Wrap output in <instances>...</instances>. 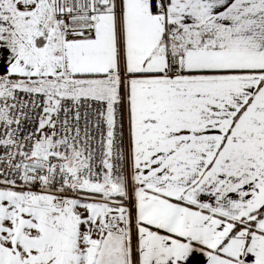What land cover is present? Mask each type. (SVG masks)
Returning <instances> with one entry per match:
<instances>
[{
    "label": "snow or ice",
    "instance_id": "1",
    "mask_svg": "<svg viewBox=\"0 0 264 264\" xmlns=\"http://www.w3.org/2000/svg\"><path fill=\"white\" fill-rule=\"evenodd\" d=\"M0 264H264V0H0Z\"/></svg>",
    "mask_w": 264,
    "mask_h": 264
}]
</instances>
